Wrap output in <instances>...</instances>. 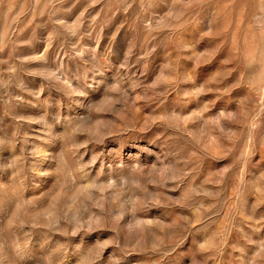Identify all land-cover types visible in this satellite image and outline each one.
<instances>
[{
  "label": "rangeland",
  "instance_id": "374dc122",
  "mask_svg": "<svg viewBox=\"0 0 264 264\" xmlns=\"http://www.w3.org/2000/svg\"><path fill=\"white\" fill-rule=\"evenodd\" d=\"M0 264H264V0H0Z\"/></svg>",
  "mask_w": 264,
  "mask_h": 264
},
{
  "label": "bare ground",
  "instance_id": "6f19581e",
  "mask_svg": "<svg viewBox=\"0 0 264 264\" xmlns=\"http://www.w3.org/2000/svg\"><path fill=\"white\" fill-rule=\"evenodd\" d=\"M260 3V2H259Z\"/></svg>",
  "mask_w": 264,
  "mask_h": 264
}]
</instances>
